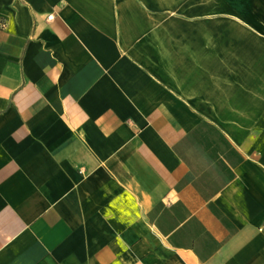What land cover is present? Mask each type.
<instances>
[{
    "label": "crops",
    "instance_id": "crops-1",
    "mask_svg": "<svg viewBox=\"0 0 264 264\" xmlns=\"http://www.w3.org/2000/svg\"><path fill=\"white\" fill-rule=\"evenodd\" d=\"M0 264H264V0H0Z\"/></svg>",
    "mask_w": 264,
    "mask_h": 264
},
{
    "label": "built area",
    "instance_id": "built-area-1",
    "mask_svg": "<svg viewBox=\"0 0 264 264\" xmlns=\"http://www.w3.org/2000/svg\"><path fill=\"white\" fill-rule=\"evenodd\" d=\"M48 19H49V20H52V19H53V16H52V15H51V16H49V17H48Z\"/></svg>",
    "mask_w": 264,
    "mask_h": 264
}]
</instances>
